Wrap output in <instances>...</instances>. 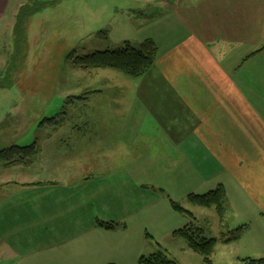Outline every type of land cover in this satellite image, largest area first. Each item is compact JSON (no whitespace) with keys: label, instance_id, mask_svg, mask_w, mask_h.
Returning <instances> with one entry per match:
<instances>
[{"label":"crops","instance_id":"crops-1","mask_svg":"<svg viewBox=\"0 0 264 264\" xmlns=\"http://www.w3.org/2000/svg\"><path fill=\"white\" fill-rule=\"evenodd\" d=\"M144 1L151 30L141 41L153 38L158 52L143 76L111 75L132 87L112 96L125 118L121 128L73 125L82 134L37 142L28 164L0 161V264H122L135 247L139 257L146 254L125 223L135 198L133 185L119 187L116 161L124 155L127 176L157 165L139 184L159 188L163 198L185 203L191 193L222 186L225 223L264 224V50L246 58L264 45V0ZM9 2L0 0V21ZM153 8L157 16L150 17ZM120 202L117 214L96 212ZM186 204L195 217L202 208ZM174 218L167 236L179 225ZM98 220L125 226L106 229Z\"/></svg>","mask_w":264,"mask_h":264},{"label":"rangeland","instance_id":"rangeland-1","mask_svg":"<svg viewBox=\"0 0 264 264\" xmlns=\"http://www.w3.org/2000/svg\"><path fill=\"white\" fill-rule=\"evenodd\" d=\"M144 8V0H10L6 15L0 21V150L13 144L45 142L50 137L55 143L74 139L82 132L71 130L73 125L93 127L94 123L103 121L112 122L120 129L125 118L122 108L117 112L112 96L116 91H128L132 87L117 85L111 75L126 73L115 68L82 69L68 56L72 51L86 55L116 50L125 39L138 45L151 30L148 22H144L148 18ZM156 10L153 8L150 17L157 16ZM97 89L102 94L97 95ZM78 95L89 98L69 100V96ZM56 123L60 126L64 123L66 129H52ZM88 126L87 129L91 128ZM144 132L140 131L142 136ZM142 136L133 147L136 154L143 151ZM125 160L124 155L116 162L119 187L122 181L133 185L134 211L130 210L133 214L125 223L130 224L134 247L142 244L146 254L167 249L177 264H207L202 253L189 248L186 239L175 234L176 228L167 236L166 224L170 226L171 219L180 220L178 230L189 216L173 207V199L163 198L159 188L154 190L146 187L147 184H139L159 170L157 165L150 163L145 174L127 176L126 172L132 171L121 167ZM170 192L176 194L171 189ZM184 202H180L184 207L191 203ZM120 206L121 202L109 207L102 205L96 212L117 214ZM200 209L195 222L204 227L208 237H219L223 231L231 239L217 242L212 264H243V258H264V224L252 219L251 225L242 226L246 231L241 233L236 221L227 220L221 227L215 210ZM169 216L171 219L167 220ZM138 254L135 247L122 264H138Z\"/></svg>","mask_w":264,"mask_h":264},{"label":"trees","instance_id":"trees-1","mask_svg":"<svg viewBox=\"0 0 264 264\" xmlns=\"http://www.w3.org/2000/svg\"><path fill=\"white\" fill-rule=\"evenodd\" d=\"M263 50L264 45L260 49L247 55L246 58L252 57ZM157 52L158 45L156 41L153 38H146L139 42L138 45L132 43L130 40H125L122 42L121 47L116 50L96 51L86 55H76L75 51H72L69 54L68 59L71 60L75 66L82 69L115 68L128 75L140 77L152 67L156 60ZM96 91L99 92L101 90ZM83 98L87 99L89 96ZM83 98L79 95L76 97L69 96L71 102L74 101L73 99ZM53 119H48V121H54ZM55 125L58 124L56 123ZM37 152V142L25 146L13 144L0 150V161H6L7 166L14 164H28L33 160ZM189 200L199 206L215 209L220 219L221 227L225 225L227 207L225 204L224 187L220 186L217 189L203 194L191 193L189 195ZM172 204L177 211L185 213L191 218L189 223L176 230L175 234L183 236L186 239L189 248L202 253L205 262L207 264H212L211 256L214 252V248L220 239L226 241V233L221 231L219 237H208L204 227L196 224V217L191 210L175 200H172ZM98 224L106 229H116L125 226L124 223L118 221L98 220ZM239 229L242 233V227H239ZM234 238H236V236H234ZM241 260L245 261L243 264H264V258L253 259L248 257ZM138 264H177V262L170 257L167 249L160 248L150 254L141 255Z\"/></svg>","mask_w":264,"mask_h":264}]
</instances>
